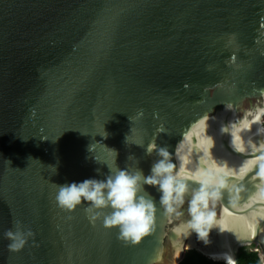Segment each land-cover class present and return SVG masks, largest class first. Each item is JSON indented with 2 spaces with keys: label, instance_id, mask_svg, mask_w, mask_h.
Returning <instances> with one entry per match:
<instances>
[{
  "label": "water",
  "instance_id": "obj_1",
  "mask_svg": "<svg viewBox=\"0 0 264 264\" xmlns=\"http://www.w3.org/2000/svg\"><path fill=\"white\" fill-rule=\"evenodd\" d=\"M256 117L264 0H0V264H178L188 249L238 264L241 247L264 264ZM153 145L184 192L163 205L143 186L154 222L135 245L90 222L86 203L57 206L56 185L149 175ZM17 221L34 236L11 252Z\"/></svg>",
  "mask_w": 264,
  "mask_h": 264
},
{
  "label": "clouds",
  "instance_id": "obj_2",
  "mask_svg": "<svg viewBox=\"0 0 264 264\" xmlns=\"http://www.w3.org/2000/svg\"><path fill=\"white\" fill-rule=\"evenodd\" d=\"M138 115L142 116L143 112H139ZM128 119L131 122V118ZM153 151L159 159L152 164L149 175L145 176L139 168L130 171L128 168L117 167L115 171L109 168L108 175L103 179L90 178L79 183L56 185L57 206L63 211L71 212L77 206L86 203L85 210L90 214V222L102 220L104 228L118 230V239L126 245H135L142 236L149 233L154 222L155 203L149 196L141 195L143 186L158 187L161 193L160 202L163 205H168L174 191L178 194L184 192V185H175L173 163L170 161L168 147L147 146L145 154L151 155ZM204 195L206 194L197 195L195 201L203 200ZM168 211L171 212L172 208L168 207ZM191 211L196 212V208L192 207ZM201 216L204 218L203 215L195 217L197 228L200 227ZM210 218L211 215L208 216V220H211ZM14 229L6 230L4 238L9 241L7 245L9 251L19 252L34 233L30 228H24L19 221L15 223ZM203 242L205 245L211 243L209 239Z\"/></svg>",
  "mask_w": 264,
  "mask_h": 264
},
{
  "label": "trees",
  "instance_id": "obj_3",
  "mask_svg": "<svg viewBox=\"0 0 264 264\" xmlns=\"http://www.w3.org/2000/svg\"><path fill=\"white\" fill-rule=\"evenodd\" d=\"M264 126L263 124H261ZM178 264H228L223 260H215L196 249H188ZM238 264H262L258 251L250 247H241L238 254Z\"/></svg>",
  "mask_w": 264,
  "mask_h": 264
},
{
  "label": "bare ground",
  "instance_id": "obj_4",
  "mask_svg": "<svg viewBox=\"0 0 264 264\" xmlns=\"http://www.w3.org/2000/svg\"><path fill=\"white\" fill-rule=\"evenodd\" d=\"M260 122H261V119H259L257 117L252 121L256 131L264 136V126H262L261 125L262 122L261 123ZM214 257L217 259L232 263L230 254L228 253V251L226 249L224 251H222L219 254V256H214Z\"/></svg>",
  "mask_w": 264,
  "mask_h": 264
},
{
  "label": "snow or ice",
  "instance_id": "obj_5",
  "mask_svg": "<svg viewBox=\"0 0 264 264\" xmlns=\"http://www.w3.org/2000/svg\"><path fill=\"white\" fill-rule=\"evenodd\" d=\"M199 219H200L201 222H204V218L202 216ZM201 235H203V233H201Z\"/></svg>",
  "mask_w": 264,
  "mask_h": 264
},
{
  "label": "rangeland",
  "instance_id": "obj_6",
  "mask_svg": "<svg viewBox=\"0 0 264 264\" xmlns=\"http://www.w3.org/2000/svg\"><path fill=\"white\" fill-rule=\"evenodd\" d=\"M261 124H263V125H264V123H261Z\"/></svg>",
  "mask_w": 264,
  "mask_h": 264
}]
</instances>
